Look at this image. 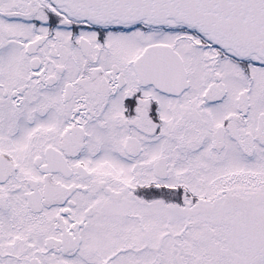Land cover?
Returning a JSON list of instances; mask_svg holds the SVG:
<instances>
[{"label":"snow or ice","instance_id":"obj_1","mask_svg":"<svg viewBox=\"0 0 264 264\" xmlns=\"http://www.w3.org/2000/svg\"><path fill=\"white\" fill-rule=\"evenodd\" d=\"M0 264H264V0H0Z\"/></svg>","mask_w":264,"mask_h":264}]
</instances>
